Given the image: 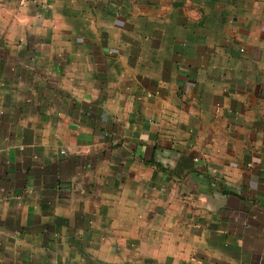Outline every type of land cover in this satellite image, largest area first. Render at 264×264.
<instances>
[{
	"label": "crops",
	"instance_id": "obj_1",
	"mask_svg": "<svg viewBox=\"0 0 264 264\" xmlns=\"http://www.w3.org/2000/svg\"><path fill=\"white\" fill-rule=\"evenodd\" d=\"M0 264H264V0H0Z\"/></svg>",
	"mask_w": 264,
	"mask_h": 264
}]
</instances>
